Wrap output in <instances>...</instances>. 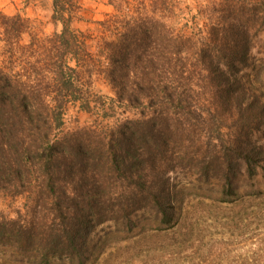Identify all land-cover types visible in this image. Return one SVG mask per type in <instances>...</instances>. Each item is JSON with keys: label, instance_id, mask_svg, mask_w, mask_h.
Returning a JSON list of instances; mask_svg holds the SVG:
<instances>
[{"label": "trees", "instance_id": "1", "mask_svg": "<svg viewBox=\"0 0 264 264\" xmlns=\"http://www.w3.org/2000/svg\"><path fill=\"white\" fill-rule=\"evenodd\" d=\"M85 1L53 0L56 32L26 45L29 22L0 12V194L26 197L43 213L34 223L0 215L5 258L84 264L93 229L126 207L127 224L138 223L135 213L145 210L162 232L179 229L183 207L163 181L183 144L177 133L205 116L213 96H224L238 129L251 112L243 106L244 72L253 32L264 31V0H219L214 11L204 6L197 15L181 0H110L116 14L99 24L111 38L104 36L97 53L91 36L74 27ZM213 13L219 16L211 27ZM100 78L114 90V108L138 119L95 139L64 133L72 107L106 108L93 89ZM254 135L249 130L238 145L229 139L209 159L224 168L221 204L264 206V190H254L264 184V146ZM205 157L203 148L192 152L197 167H210L199 160ZM239 163L253 190L244 195L237 189ZM125 185L130 195L121 201L116 191Z\"/></svg>", "mask_w": 264, "mask_h": 264}, {"label": "rangeland", "instance_id": "2", "mask_svg": "<svg viewBox=\"0 0 264 264\" xmlns=\"http://www.w3.org/2000/svg\"><path fill=\"white\" fill-rule=\"evenodd\" d=\"M181 2L184 9L189 7L192 15H197L204 6L214 11L219 0ZM84 4L81 20L74 27L91 36L97 53L104 36L111 38V34L104 33V27L99 23L109 20L116 11L110 0H86ZM53 9V0H0V12L9 17L22 16L29 22L31 30L23 38L25 45L33 38L44 39L56 32L57 27L52 23ZM218 16V13L212 14L209 21L211 27L216 25ZM256 29L251 44L254 48L251 67L244 72V89L249 95L243 106L245 110H251L243 117L245 128L238 129L241 122L234 127L225 98L218 95L210 99L211 106L205 116L194 117L193 126L186 134L185 131L177 133L176 140L183 144L176 146L178 154L171 164L173 170L163 181L165 191L183 207L180 228L162 232L160 224L151 221V212L145 210L135 213L141 223L127 224L129 208L120 209L113 220L98 224L93 229L83 256L84 264H264V206L256 201L235 205L219 203L218 200L223 198L220 193L223 191L225 172L223 165L218 162L212 165L209 160L224 148L222 146L229 145V139L237 145L247 140L249 130H255L253 139L256 145L264 146V31ZM93 89L105 100L106 108L93 104V110L88 113L79 107H72L66 116L64 133L80 132L86 139H95L100 134L112 132L123 120L138 119L137 113L130 109L114 108V90L103 78L95 82ZM250 116L258 117V120L249 119L253 123L251 127L246 124ZM198 148H203L206 153V157L199 160L206 162L209 169L203 164L197 167L193 162L192 152ZM244 172L245 166L239 163L236 178L240 195L253 191L246 184ZM260 189L264 190V184L254 190ZM116 194L121 201H126L130 195L126 185ZM0 215L34 223L43 213L40 208L35 210L26 197L11 198L0 194ZM2 249L0 246V264L35 263L21 255L14 259L5 258L1 254ZM54 263L72 264L60 260Z\"/></svg>", "mask_w": 264, "mask_h": 264}, {"label": "water", "instance_id": "3", "mask_svg": "<svg viewBox=\"0 0 264 264\" xmlns=\"http://www.w3.org/2000/svg\"><path fill=\"white\" fill-rule=\"evenodd\" d=\"M59 30H61V29L59 28Z\"/></svg>", "mask_w": 264, "mask_h": 264}]
</instances>
